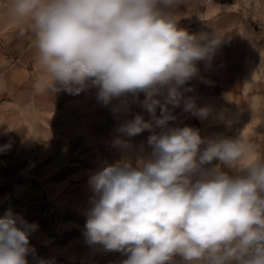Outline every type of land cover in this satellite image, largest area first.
<instances>
[{
  "label": "clouds",
  "instance_id": "9594fccd",
  "mask_svg": "<svg viewBox=\"0 0 264 264\" xmlns=\"http://www.w3.org/2000/svg\"><path fill=\"white\" fill-rule=\"evenodd\" d=\"M181 3L10 0L6 13L21 35L27 25L37 63L51 77L37 79L36 92L95 88L103 105L118 100L125 110L128 97L145 96L139 103L150 119L137 114L121 124L112 146L122 158L87 181L88 246L121 253L120 264H264V157L242 135L206 138L169 125L176 119L169 106L231 124L225 110L185 96L199 62L210 64L227 36L179 27ZM146 130L147 152L130 139ZM38 227L21 215L0 218V264H28Z\"/></svg>",
  "mask_w": 264,
  "mask_h": 264
},
{
  "label": "rangeland",
  "instance_id": "374dc122",
  "mask_svg": "<svg viewBox=\"0 0 264 264\" xmlns=\"http://www.w3.org/2000/svg\"><path fill=\"white\" fill-rule=\"evenodd\" d=\"M199 12L212 17L194 20ZM175 16L190 34L242 29L225 35L227 41L210 64L199 62V76L184 86L191 89L185 96L194 93L207 106L212 86H218L217 91H247L249 113L242 133L255 144V156L264 157V0H182ZM220 75L228 79L210 82L209 76ZM40 76L48 79L44 72ZM96 92L88 88L78 95L63 89L38 93L30 84L19 107L0 109V218L11 213L38 224L29 237L28 264H120L126 258L85 243L91 195L87 181L95 170L122 158L121 150L112 146L119 126L137 114L146 121L150 116L139 113L144 111L139 103L143 93L139 101L128 97L125 110L118 100L103 105ZM172 114L189 125L187 112ZM149 135L146 130L130 138L134 148L150 151Z\"/></svg>",
  "mask_w": 264,
  "mask_h": 264
},
{
  "label": "crops",
  "instance_id": "0c3cea01",
  "mask_svg": "<svg viewBox=\"0 0 264 264\" xmlns=\"http://www.w3.org/2000/svg\"><path fill=\"white\" fill-rule=\"evenodd\" d=\"M10 0H0V109L3 106L19 107V99L25 97L26 86L34 84V82L41 78L40 73L43 72L41 66L37 63L36 49L32 43V34L25 25L24 34L21 35L17 22L7 15L6 9ZM212 16H206L205 12H199L195 14L194 20L201 18H210ZM218 18L221 16H217ZM194 28L197 23H193ZM222 35L228 34H240L241 28H221ZM226 61V60H225ZM226 63H229L227 60ZM233 63V62H232ZM211 83H220L222 79H228L225 76H209ZM51 80V77H48ZM213 85V84H212ZM211 85V86H212ZM218 86L214 91L209 92L207 98V107L212 108L214 111L225 110L231 124L217 123L214 121H201L191 113H187L188 127H193L200 131L202 137H215L222 135V132H227L225 137L236 138L242 135L246 130V120L248 111V99H250L249 93L244 90H225L217 91ZM187 97L195 99L197 106L205 107L195 94L188 93ZM199 101V102H198ZM170 110L176 114H180L183 111L182 106ZM137 113V112H135ZM140 114H148L146 110L139 112ZM183 121L177 119L170 121L171 127H185ZM158 131V129H157ZM229 132H232L229 135ZM218 161H213V165L218 164ZM243 163V162H242ZM224 171H229L223 168ZM230 174H232L230 172Z\"/></svg>",
  "mask_w": 264,
  "mask_h": 264
},
{
  "label": "built area",
  "instance_id": "2783aa9c",
  "mask_svg": "<svg viewBox=\"0 0 264 264\" xmlns=\"http://www.w3.org/2000/svg\"><path fill=\"white\" fill-rule=\"evenodd\" d=\"M202 2H211V1H214V0H201Z\"/></svg>",
  "mask_w": 264,
  "mask_h": 264
}]
</instances>
